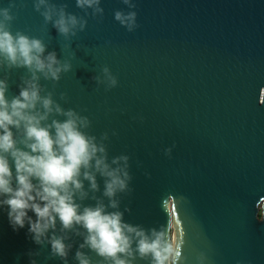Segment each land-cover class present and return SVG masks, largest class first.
<instances>
[{
	"label": "water",
	"instance_id": "1",
	"mask_svg": "<svg viewBox=\"0 0 264 264\" xmlns=\"http://www.w3.org/2000/svg\"><path fill=\"white\" fill-rule=\"evenodd\" d=\"M52 2L85 15L76 0ZM134 2L135 31L114 19L116 10H129L122 0H101L103 17L87 16L85 30L67 41L33 0H15L11 31L41 39L45 55L55 51L71 62L55 87L41 84L64 109L89 118V134L108 133L110 159L130 157L133 191L120 194V210L131 209L125 222L165 226L183 257L178 264H199L201 253L204 264H264V0ZM9 3L0 0V7ZM104 66L119 82L108 91L93 80ZM5 75L11 99L27 69L0 70ZM7 211L0 208V264H63L48 258L50 245L34 243L27 224L13 230ZM73 239L68 261L78 264L82 239ZM84 251L93 264L101 259Z\"/></svg>",
	"mask_w": 264,
	"mask_h": 264
},
{
	"label": "clouds",
	"instance_id": "2",
	"mask_svg": "<svg viewBox=\"0 0 264 264\" xmlns=\"http://www.w3.org/2000/svg\"><path fill=\"white\" fill-rule=\"evenodd\" d=\"M122 3L129 10H116L114 19L133 32L139 27L134 10L137 5L134 0ZM100 5L101 0H76V7L85 13L78 16L67 11L66 3L33 0L34 10L45 24H51L67 41L85 30L87 16L103 17ZM15 7V0L0 7V70L24 68L28 73L20 78L19 94L11 99L6 95L9 77L0 78V208H7L13 230L27 224L34 243L50 245L48 258L58 257L63 264H69L74 237L82 239L74 256L78 264H93L85 249L101 258L96 264H136L137 259L148 264H178L183 257L165 226L146 229L125 222L124 214L131 209L120 210V194L130 195L133 191L130 157L121 154L110 159L108 133L99 138L89 134V118L75 109H64L53 99L54 92L41 84L43 79L52 81L55 87L73 66L69 60L58 59L55 51L45 55L47 45L41 39L22 31L13 34ZM93 80L105 91L119 83L108 66ZM60 99L67 101L66 93H60ZM171 151L165 149V154L170 156ZM10 161L14 162L15 172ZM98 177L103 179L101 195H97L101 193ZM86 200L94 204L86 205ZM197 259L204 264L206 257L201 253ZM30 264L37 262L32 259Z\"/></svg>",
	"mask_w": 264,
	"mask_h": 264
}]
</instances>
